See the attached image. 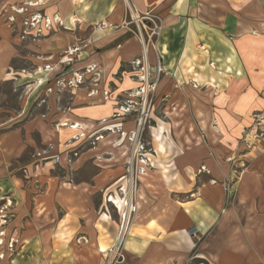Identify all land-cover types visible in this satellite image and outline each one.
<instances>
[{"label":"rangeland","instance_id":"374dc122","mask_svg":"<svg viewBox=\"0 0 264 264\" xmlns=\"http://www.w3.org/2000/svg\"><path fill=\"white\" fill-rule=\"evenodd\" d=\"M43 1L0 0V27H7L11 32L9 48L14 54L8 67L0 70V136L14 131L22 136L24 146L12 156L8 165L12 170L10 178L19 182L18 186L28 192L30 199L34 189L37 190L32 184L39 186L46 168H50L47 169L49 174L62 181L88 178L85 173L88 164L84 166V160L86 153L93 150L98 156L91 161L124 163L125 172L121 177L126 186L124 192L121 193L119 187L104 194L106 211L118 217V222L124 194L129 199L133 195L131 202L137 205L139 189L149 186L148 190L159 197L164 189L163 179L174 198L184 199L192 188L189 181L197 179L190 171L191 165L198 162L193 166L196 170L205 163L199 156L201 152L191 151L195 145L202 151L214 146L211 151L216 152L218 168L226 167L229 172L224 183L227 192L232 190L233 195L236 194L239 185L235 186L248 171L258 173L264 185V64L261 59V56L264 58V43L260 36L251 43L246 32L230 33L223 29L221 33L208 32L196 38L191 50L183 48L180 62L169 64L160 44L166 29L162 19L149 10L136 9L130 0H123L126 15L119 29H127L128 34L137 38L141 46L138 57L141 64H137L138 60L130 63L127 67L129 78L122 75L101 89V73L95 68L78 72L82 73L79 78L76 76L69 81L61 77L62 72L52 75L50 66L41 65L40 42L65 28L62 22L56 24L55 17L42 9L39 13L33 10ZM241 8L232 12L244 21L245 12ZM154 32L157 34L153 35ZM77 35L75 41L86 44L88 50L90 38ZM7 39V34L0 33V53L6 50ZM143 44L150 49L149 60H144ZM145 64L149 67V79H144ZM159 67L162 73L158 72ZM41 68L44 70L38 75L40 79L33 78ZM130 80L135 86L117 94L125 81ZM72 88L77 89L75 95ZM75 101L77 107L93 104H97L93 107H100L110 103L112 109L108 116L96 120L89 127L92 131L85 134L77 124L62 127L54 111L56 105L64 109ZM142 110L148 113V120L141 130V141L135 142L131 137L138 129ZM63 129L73 132L66 131L63 135ZM159 134L168 141L166 144L174 147L168 157L156 158L155 138ZM104 138L107 139L105 143ZM135 153L139 156L134 158ZM159 161L170 162L165 168L166 177ZM25 164L31 166L30 171ZM79 166L80 170L73 171ZM28 186L34 189L28 190ZM21 192L18 190L15 196L8 190L0 192V264H18L15 259L23 245L21 237L27 231L18 223ZM136 214L137 210L132 214L133 220ZM107 254H102L104 264H107Z\"/></svg>","mask_w":264,"mask_h":264},{"label":"crops","instance_id":"0c3cea01","mask_svg":"<svg viewBox=\"0 0 264 264\" xmlns=\"http://www.w3.org/2000/svg\"><path fill=\"white\" fill-rule=\"evenodd\" d=\"M130 1L136 9L149 10L162 19L166 29L160 44L163 57L169 64L180 62L183 48L191 50L196 38L212 31H242L251 38V43L257 40V36L264 43V0ZM39 5L33 8L36 13L42 9L55 17L56 24L62 22L64 30H67L60 29L40 42L41 65L50 66L52 75L59 71L62 78L72 81L82 74L78 72L95 68L101 73V89L122 75L129 78L127 67L140 60L141 46L127 29H119L126 15L123 0H44ZM239 7L244 8V21L232 12H237ZM0 33L8 36L6 50L0 53L2 70L8 67L14 54L9 43L11 32L7 27H0ZM77 34L90 38V43L88 50L85 48L71 55L69 49L83 43L75 41ZM261 59L264 64L262 56ZM42 68L32 77L40 79L38 75L44 70ZM134 86L131 80L125 81L117 94ZM72 89L75 95L77 89ZM105 104L77 107L75 101L64 109L55 104L54 111H57L62 127L77 124L86 134L92 131L89 127L96 120L110 114L111 104ZM66 131L73 132L63 129L62 134ZM162 138L160 134L156 135V158L168 157L174 149ZM104 139L105 143L107 139ZM23 146L22 136L16 131L0 136V192L8 190L15 196L18 190H22L18 223L27 230L21 237L23 245L15 261L18 264H104L102 254L107 251L105 248L109 250L112 247L119 226L118 217L106 211L104 194L122 186L126 188L124 179H121L125 172L124 163L112 160L94 162L91 159L98 156L96 152H87L84 166L88 164V170H85L88 178L62 181L49 174L50 168H46L39 179V186L32 184L37 190L27 187L35 191L30 199L28 192L18 186L19 182L10 178L12 170L8 165ZM213 147L207 146L202 151L198 145L192 146L191 151L201 152L197 155L205 163L196 170L193 166L198 162L191 165L190 171L197 175V179L194 184L189 181L192 188L184 199L174 198L164 179L161 180L164 189H161L159 197L148 190L149 186L139 189L137 214L125 244L126 259L121 264H264L262 177L248 171L235 186L239 185L237 193L227 192L224 183L229 172L226 167L218 168L216 152L211 151ZM169 164L168 161L159 163L164 177L168 175L165 168ZM25 167L30 171L29 164ZM80 168H73V171ZM192 228H198L197 237L190 235ZM56 245L59 248H55Z\"/></svg>","mask_w":264,"mask_h":264},{"label":"built area","instance_id":"2783aa9c","mask_svg":"<svg viewBox=\"0 0 264 264\" xmlns=\"http://www.w3.org/2000/svg\"><path fill=\"white\" fill-rule=\"evenodd\" d=\"M136 17V16H135ZM37 25V24H35ZM157 34V32H154L153 35ZM143 43V42H142ZM86 44H75L73 45L69 51L70 53L76 54L82 50H84L86 48ZM145 44H143V48H144ZM144 56V60H145V54L143 53ZM146 63V62H145ZM138 65L141 64V61L138 60L137 62ZM149 67L147 66V64H145V66H143V71H144V79L150 77L149 74ZM162 69L161 67L158 68V72H161ZM146 90L143 89L142 92L144 93ZM148 120V113L146 112V110H142L140 117L138 119V129L136 130V132L134 133V135L131 137L132 141L135 142H139L141 141L140 138V133L141 130L143 128V126L145 125V123ZM139 153H135L134 154V158L137 157ZM139 156V155H138ZM133 158V159H134ZM121 189V193L124 192V187H120ZM109 199L110 201H112L111 199H113L112 196L109 195ZM120 205H122V210H120V208L118 207V209L120 210L121 214H120V221H119V226H118V234H117V238L115 240V243L112 245V247L106 251L105 253L108 252L107 259H106V263L107 264H121L123 262H125L126 256H125V244L127 242V239L130 235L131 229H132V224L134 222L132 214L135 212L136 213V205L134 204V202H131L129 197H126V194H124V197L122 199V202H120ZM190 235L197 237L199 230L198 228H192L189 231Z\"/></svg>","mask_w":264,"mask_h":264},{"label":"bare ground","instance_id":"6f19581e","mask_svg":"<svg viewBox=\"0 0 264 264\" xmlns=\"http://www.w3.org/2000/svg\"><path fill=\"white\" fill-rule=\"evenodd\" d=\"M134 15L136 16V13H134ZM144 54H145V59L147 60H149V54H150V49H149V47H147L146 45L144 46V48H143V51H142ZM74 129H77L76 127H73ZM132 169V168H131ZM132 172V171H131ZM133 196V195H132ZM132 196H131V198H130V201L132 200Z\"/></svg>","mask_w":264,"mask_h":264}]
</instances>
